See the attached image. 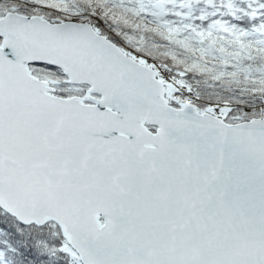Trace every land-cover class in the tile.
<instances>
[{
  "label": "snow or ice",
  "instance_id": "6c2138e0",
  "mask_svg": "<svg viewBox=\"0 0 264 264\" xmlns=\"http://www.w3.org/2000/svg\"><path fill=\"white\" fill-rule=\"evenodd\" d=\"M0 264H264V0H0Z\"/></svg>",
  "mask_w": 264,
  "mask_h": 264
}]
</instances>
